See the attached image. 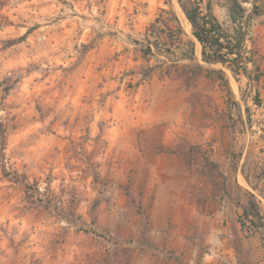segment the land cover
<instances>
[{
	"label": "rangeland",
	"instance_id": "rangeland-1",
	"mask_svg": "<svg viewBox=\"0 0 264 264\" xmlns=\"http://www.w3.org/2000/svg\"><path fill=\"white\" fill-rule=\"evenodd\" d=\"M250 33L259 85L201 61L177 0H0V264H158L176 189L235 236L244 190L264 207V14ZM260 233L228 263L264 264Z\"/></svg>",
	"mask_w": 264,
	"mask_h": 264
},
{
	"label": "trees",
	"instance_id": "trees-1",
	"mask_svg": "<svg viewBox=\"0 0 264 264\" xmlns=\"http://www.w3.org/2000/svg\"><path fill=\"white\" fill-rule=\"evenodd\" d=\"M177 1L180 10L190 24L192 36L200 46L201 61L206 64L220 65L236 82L244 78L248 84L259 85L263 78V57L257 50L250 48L248 43H253L250 33L251 21L264 14V10L254 0H224L227 22H221L213 12V0ZM248 2L250 8L244 6ZM156 29V24H152L148 30L146 46L142 49L144 56H155L162 52L158 41L159 36L150 39L153 34H156L154 33ZM167 30L173 32L169 27ZM174 39H177L176 35L167 40L174 42ZM186 46L187 49H183L181 57L192 60L194 43L187 42ZM219 73L220 80L228 85L224 71L220 70ZM8 89L4 90L8 91ZM258 94L256 90L255 97ZM243 196L244 201L236 200V205L242 210L238 218L241 231L248 232L252 229L254 233H259L260 230H264V213L260 201L248 190H244ZM262 197L264 198L263 193ZM246 224L250 227H246ZM260 240L263 244L264 239L260 237Z\"/></svg>",
	"mask_w": 264,
	"mask_h": 264
},
{
	"label": "crops",
	"instance_id": "crops-1",
	"mask_svg": "<svg viewBox=\"0 0 264 264\" xmlns=\"http://www.w3.org/2000/svg\"><path fill=\"white\" fill-rule=\"evenodd\" d=\"M243 182L246 183L244 178ZM174 191L165 201L167 205L164 208L167 217L171 219L169 224H166V240L161 246L163 254L158 264H229L227 258L230 257L232 250L226 247L229 243L241 241L242 231L239 222L238 232L233 236L223 225L224 220L229 218L223 207L213 214L206 211L202 213L200 209L194 208L196 200L193 194L188 192L176 194L177 189ZM260 205L263 211L264 207L261 203ZM233 211L235 216H241L242 210L239 206L234 205ZM249 239L251 240V238L246 240ZM258 240V245L262 244L260 237ZM212 256L215 260L211 261ZM238 261L239 264H248L245 259Z\"/></svg>",
	"mask_w": 264,
	"mask_h": 264
},
{
	"label": "bare ground",
	"instance_id": "bare-ground-1",
	"mask_svg": "<svg viewBox=\"0 0 264 264\" xmlns=\"http://www.w3.org/2000/svg\"><path fill=\"white\" fill-rule=\"evenodd\" d=\"M179 13H180V15L183 17V19H184V21H185V25H186V27H187V30L190 31V24H189V22L187 21V19L185 18L184 14H183L182 11L180 10V8H179Z\"/></svg>",
	"mask_w": 264,
	"mask_h": 264
},
{
	"label": "water",
	"instance_id": "water-1",
	"mask_svg": "<svg viewBox=\"0 0 264 264\" xmlns=\"http://www.w3.org/2000/svg\"><path fill=\"white\" fill-rule=\"evenodd\" d=\"M195 39V38H194ZM196 41V40H195ZM197 42V41H196Z\"/></svg>",
	"mask_w": 264,
	"mask_h": 264
}]
</instances>
